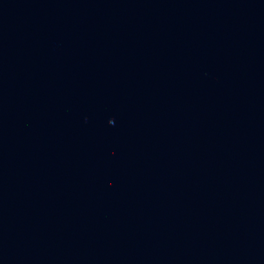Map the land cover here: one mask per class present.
<instances>
[{"label":"water","instance_id":"obj_1","mask_svg":"<svg viewBox=\"0 0 264 264\" xmlns=\"http://www.w3.org/2000/svg\"><path fill=\"white\" fill-rule=\"evenodd\" d=\"M162 264H264V0H246Z\"/></svg>","mask_w":264,"mask_h":264}]
</instances>
